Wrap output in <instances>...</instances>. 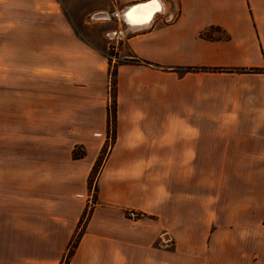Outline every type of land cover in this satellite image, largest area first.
<instances>
[{"label":"crops","instance_id":"1","mask_svg":"<svg viewBox=\"0 0 264 264\" xmlns=\"http://www.w3.org/2000/svg\"><path fill=\"white\" fill-rule=\"evenodd\" d=\"M145 1L84 7L140 62L117 66L92 186L110 60L57 0H0V264H66L75 240L68 264H264V0L114 18Z\"/></svg>","mask_w":264,"mask_h":264},{"label":"rangeland","instance_id":"2","mask_svg":"<svg viewBox=\"0 0 264 264\" xmlns=\"http://www.w3.org/2000/svg\"><path fill=\"white\" fill-rule=\"evenodd\" d=\"M88 0H57V2H59V4L63 7L64 13H65V17L66 20H68L72 26H79L78 29L80 32V34H82L91 44L94 42V48L100 52V54L104 55L106 58H108L110 60V64H111V69L110 71L112 72V76H111V91H110V107H111V114L114 118V115L116 113V104H117V97H116V78H115V73L117 70V66L123 62L124 59H129L130 61H136L135 59H133V57L131 58H124L122 59V56L120 57V48L123 46L121 43L119 44H110L107 40H101V35H102V26L104 25H100V24H93V25H87V13L89 10H95L96 6H100V5H105V4H110L112 5V3L116 0H90L88 1L89 3H91V5L93 4L92 9H84V7H86V4H89L87 2ZM135 4V3H134ZM54 5V4H53ZM132 4H129L127 6H130ZM83 10H85L86 12H83ZM83 29V31H82ZM129 32H136L133 30H130L128 28ZM208 35H214L216 37L219 38H223L225 37L224 34H222L221 32H218L217 30L213 29L207 32ZM103 41V42H102ZM93 45V44H92ZM123 48V47H122ZM119 49V50H118ZM114 124H112V128H114ZM106 147H105V153L102 155L101 157V162L98 166V168L100 167V165L102 164V162L104 161V159L106 158V156L108 155L110 148L112 146V144L114 143L112 141V143L106 142ZM98 169L96 171V173L93 174L92 176V186L97 178V174H98ZM130 210V209H129ZM264 223L263 221L260 222H256V224H262Z\"/></svg>","mask_w":264,"mask_h":264},{"label":"bare ground","instance_id":"3","mask_svg":"<svg viewBox=\"0 0 264 264\" xmlns=\"http://www.w3.org/2000/svg\"><path fill=\"white\" fill-rule=\"evenodd\" d=\"M146 2L147 1L138 2L130 6H127L128 8H126L123 14H119L120 19L122 21L124 20L128 24V27L133 31L148 28L151 24V19L149 17H146L147 9H142L140 6L136 7L137 4L147 5Z\"/></svg>","mask_w":264,"mask_h":264},{"label":"trees","instance_id":"4","mask_svg":"<svg viewBox=\"0 0 264 264\" xmlns=\"http://www.w3.org/2000/svg\"><path fill=\"white\" fill-rule=\"evenodd\" d=\"M128 62H131V63H140L138 60H136V61H128ZM115 119H116V113H115L114 118H113V116L111 114V111H109V122H108L109 123V126H108V129L109 130H108V136H110V135L112 136L113 142H114L115 137H116V131H115L116 130V123H115ZM113 123H115L114 124V128L111 129ZM104 153H105V149L103 151V154ZM100 162H101V159L97 162V164H96V166H95V168L93 170L92 176H93L94 173H96ZM75 246H76V240L72 243V245L70 247V251H69L68 256H67V259H66V264H68L69 259L71 258L72 254H73V249H74Z\"/></svg>","mask_w":264,"mask_h":264},{"label":"water","instance_id":"5","mask_svg":"<svg viewBox=\"0 0 264 264\" xmlns=\"http://www.w3.org/2000/svg\"><path fill=\"white\" fill-rule=\"evenodd\" d=\"M151 2H152V0H148L147 2H146V4L147 5H149V4H151ZM139 6H141L140 4H137L136 5V7H139ZM126 8H128L127 6H125L124 8H122L118 13H115L114 14V18L117 20V21H121L124 25H126L127 27H128V24L123 20H121L120 19V17H119V14H123V12L126 10ZM154 12H152V16H150L149 18L151 19V24H150V26L149 27H151L152 25H153V23H154V21H155V18L158 16V15H160V14H162L163 13V11H164V9H163V6H162V3H161V5H160V8H159V10H153ZM147 17V16H146Z\"/></svg>","mask_w":264,"mask_h":264},{"label":"built area","instance_id":"6","mask_svg":"<svg viewBox=\"0 0 264 264\" xmlns=\"http://www.w3.org/2000/svg\"><path fill=\"white\" fill-rule=\"evenodd\" d=\"M111 111V108L110 110ZM112 136H108V139H107V142L109 143H112ZM146 217V214L143 213V212H139V211H136V210H127V218L130 220V221H139V220H142Z\"/></svg>","mask_w":264,"mask_h":264},{"label":"snow or ice","instance_id":"7","mask_svg":"<svg viewBox=\"0 0 264 264\" xmlns=\"http://www.w3.org/2000/svg\"><path fill=\"white\" fill-rule=\"evenodd\" d=\"M161 5V0H152L151 4L149 5H141L142 9H147V17H150L153 10H159Z\"/></svg>","mask_w":264,"mask_h":264}]
</instances>
